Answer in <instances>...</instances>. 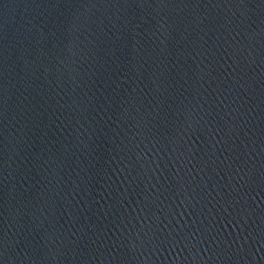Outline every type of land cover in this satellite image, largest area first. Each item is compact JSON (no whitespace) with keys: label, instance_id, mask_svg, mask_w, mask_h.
<instances>
[{"label":"water","instance_id":"water-1","mask_svg":"<svg viewBox=\"0 0 264 264\" xmlns=\"http://www.w3.org/2000/svg\"><path fill=\"white\" fill-rule=\"evenodd\" d=\"M0 264H264V0H0Z\"/></svg>","mask_w":264,"mask_h":264}]
</instances>
